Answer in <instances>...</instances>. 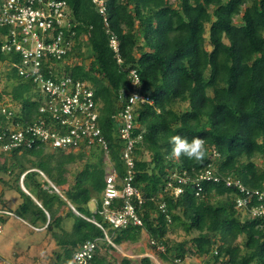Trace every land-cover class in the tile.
<instances>
[{"label": "trees", "instance_id": "16d2710c", "mask_svg": "<svg viewBox=\"0 0 264 264\" xmlns=\"http://www.w3.org/2000/svg\"><path fill=\"white\" fill-rule=\"evenodd\" d=\"M64 1L74 25L71 53L77 61L65 64L63 71L90 84L100 103L97 125L107 152L97 144L84 143L76 152L36 141L30 149L1 153L0 174L7 179L0 176V185L22 199L13 213L51 235L64 264H71L78 245L103 239L84 218L102 221L89 203L93 200L96 210L101 207L107 164L117 179L125 174L112 118L138 92L151 102L135 110L132 132L135 139L139 136L132 186L143 199L137 211L143 224L109 230L111 242L134 243L143 229L148 241L164 246L162 253L151 248L162 264L192 259L201 264H264V228L235 209L234 185L203 183L201 197L190 184L178 196L164 188L171 174L193 178L211 169L246 189L264 190V0H108V28L120 42V65L91 0ZM4 35L0 28V46ZM0 65V104L16 109L13 121H36L42 116L43 97L18 76L19 57L0 52ZM132 70L137 87L130 82ZM6 123L0 115V132ZM177 134L202 137L206 158H174L169 138ZM122 202L114 200L110 209H120ZM6 204L2 192L0 210ZM177 229L186 238L168 240L167 234ZM113 250L102 240L89 264L115 263ZM120 264L130 262L122 259Z\"/></svg>", "mask_w": 264, "mask_h": 264}, {"label": "built area", "instance_id": "2783aa9c", "mask_svg": "<svg viewBox=\"0 0 264 264\" xmlns=\"http://www.w3.org/2000/svg\"><path fill=\"white\" fill-rule=\"evenodd\" d=\"M107 1L91 0V4L105 26L108 46L114 53L116 63L120 65V42L108 28ZM73 27L64 0H0V28L5 29L0 52L19 57L18 76L30 81L43 97L39 108L42 116L26 125L13 121L15 108L0 104V115L7 121L0 132V154L12 149H30L36 141L54 150L76 152L84 143L97 144L106 154L107 146L97 125L100 103L95 100L88 82L74 81L63 71L64 65L69 64L67 60L74 58L71 53L75 34ZM129 78L131 85L137 87L139 79L134 70L129 72ZM143 103L151 102L147 96L134 92L113 116L122 145L121 159L125 174L122 179H117L113 170L108 172L101 207L96 210L102 221L84 218L102 232L105 241H109V230L120 231L129 226L142 227L143 224L137 213L143 199L132 186L133 150L139 139V136L137 139L132 136L134 112ZM220 181L225 187L234 185L237 188L238 195L234 194L235 209L246 212V217L257 220L264 228V190L246 189L229 176L221 179L211 169L203 170L193 178L171 174L164 188L178 196L184 190L183 185L190 184L194 195L201 197L203 183ZM114 200L123 201L120 209H110ZM158 207L164 211L163 204ZM100 241L102 239L97 238L78 245L71 256V264H89ZM149 244L155 246L158 252H164V246L156 241L150 240ZM0 264L13 263L1 260Z\"/></svg>", "mask_w": 264, "mask_h": 264}, {"label": "rangeland", "instance_id": "374dc122", "mask_svg": "<svg viewBox=\"0 0 264 264\" xmlns=\"http://www.w3.org/2000/svg\"><path fill=\"white\" fill-rule=\"evenodd\" d=\"M72 60L73 62L77 61L75 58H72L67 60V62L70 63L69 61ZM3 71L4 68L0 65V82L2 80ZM1 87L2 83H0V88ZM108 170L109 168L107 164L106 171ZM0 176L7 179V176L2 173ZM2 192L3 199L6 200L8 204H6L4 210H0V261L3 260L13 264H64L63 258H58L59 253L62 251L56 245L51 235L46 233L43 229H41V231H34L32 229L34 227L13 213L19 203L22 202L19 195L16 192L4 190L0 185V193ZM89 209L92 213L96 211L94 202H90ZM65 228H68V225H65ZM166 238H168V240L181 241L186 237L179 229H177L174 234H167ZM139 239L143 246L146 245V247L152 248L147 240L146 232H142V234L140 232ZM106 243L114 249L113 252H110L111 257L115 259V263L113 264H120L121 258H124L121 253L124 252L127 245L123 243L125 247L121 244L120 246H117L118 248L116 250L114 244H112L110 240H106ZM155 260H157V257ZM189 263L201 264L197 259H192ZM189 263L185 261L180 264Z\"/></svg>", "mask_w": 264, "mask_h": 264}, {"label": "clouds", "instance_id": "9594fccd", "mask_svg": "<svg viewBox=\"0 0 264 264\" xmlns=\"http://www.w3.org/2000/svg\"><path fill=\"white\" fill-rule=\"evenodd\" d=\"M169 143L172 156L176 159L184 156L190 160L202 162L207 156L205 140L202 137L196 136L189 139L177 134L169 138Z\"/></svg>", "mask_w": 264, "mask_h": 264}, {"label": "crops", "instance_id": "0c3cea01", "mask_svg": "<svg viewBox=\"0 0 264 264\" xmlns=\"http://www.w3.org/2000/svg\"><path fill=\"white\" fill-rule=\"evenodd\" d=\"M108 168H109V170L107 172H110L112 169L110 166H108ZM20 188L22 189L23 192L28 193L23 188L21 181H20ZM55 191L58 193L57 190H55ZM90 202H94V201L92 200ZM6 203L8 204V202H6ZM94 204H95V202H94ZM32 229L34 231H41L40 228H32ZM142 232H145V231L142 229L141 234H142ZM124 244L127 245V248L124 250V252L121 253L122 257H124V258H121V260L127 259V260H129L130 264H144L147 262H148L147 264H162L151 248L146 247V245L143 246L141 244L139 237L137 238V240L134 243H124ZM120 245H114L115 249L117 250V248H118L117 246H120ZM125 245H123V243H122V246L125 247ZM156 257H157L158 261L155 260ZM143 258H147L148 261L142 262Z\"/></svg>", "mask_w": 264, "mask_h": 264}, {"label": "bare ground", "instance_id": "6f19581e", "mask_svg": "<svg viewBox=\"0 0 264 264\" xmlns=\"http://www.w3.org/2000/svg\"><path fill=\"white\" fill-rule=\"evenodd\" d=\"M103 240V239H102ZM109 240H110V238H109ZM103 241H105V240H103ZM101 242V241H100ZM106 242V241H105ZM110 242H111V240H110ZM150 242V241H149ZM99 243V242H98ZM112 243V242H111ZM113 244V243H112ZM157 251V250H156ZM158 252V251H157Z\"/></svg>", "mask_w": 264, "mask_h": 264}]
</instances>
